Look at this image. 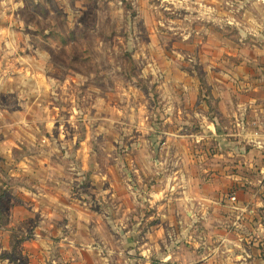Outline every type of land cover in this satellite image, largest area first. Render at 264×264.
Here are the masks:
<instances>
[{
	"label": "rangeland",
	"instance_id": "1",
	"mask_svg": "<svg viewBox=\"0 0 264 264\" xmlns=\"http://www.w3.org/2000/svg\"><path fill=\"white\" fill-rule=\"evenodd\" d=\"M255 46L264 0H0V261L237 264L202 134Z\"/></svg>",
	"mask_w": 264,
	"mask_h": 264
},
{
	"label": "crops",
	"instance_id": "2",
	"mask_svg": "<svg viewBox=\"0 0 264 264\" xmlns=\"http://www.w3.org/2000/svg\"><path fill=\"white\" fill-rule=\"evenodd\" d=\"M255 51L260 56L264 54V50L257 46ZM244 67L243 62L238 68L240 70L232 73L237 80L235 88L248 95L219 104L220 108H229L228 113H222L220 109L219 115L226 117L230 127L220 126L218 122L216 126L208 116H204L207 124L202 134L205 140L203 154L209 161L205 169L209 182L218 171L217 182L222 187L248 188V191L242 190L246 191L245 195L235 193L236 203L228 198L219 202L221 207L217 209L224 215L222 219L228 220L233 216L238 225L235 230L238 238L233 241L225 231V222L223 247L235 251L237 264H264V70H242ZM212 161L216 164H211ZM229 243L236 248H229ZM47 248L52 249L35 242L22 246L21 251L28 258L26 264H61V258H45ZM9 249L5 247V250ZM0 264L19 263L17 260H1Z\"/></svg>",
	"mask_w": 264,
	"mask_h": 264
},
{
	"label": "built area",
	"instance_id": "3",
	"mask_svg": "<svg viewBox=\"0 0 264 264\" xmlns=\"http://www.w3.org/2000/svg\"><path fill=\"white\" fill-rule=\"evenodd\" d=\"M231 200L236 203L237 202L236 196H232Z\"/></svg>",
	"mask_w": 264,
	"mask_h": 264
}]
</instances>
